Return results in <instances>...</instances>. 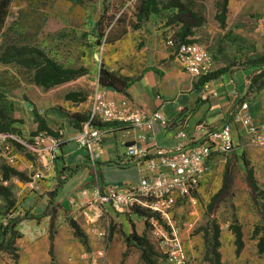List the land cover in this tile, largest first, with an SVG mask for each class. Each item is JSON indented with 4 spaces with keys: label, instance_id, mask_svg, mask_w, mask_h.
<instances>
[{
    "label": "crops",
    "instance_id": "0c3cea01",
    "mask_svg": "<svg viewBox=\"0 0 264 264\" xmlns=\"http://www.w3.org/2000/svg\"><path fill=\"white\" fill-rule=\"evenodd\" d=\"M147 44L149 46L146 48V62L139 68L126 94L102 89L107 100L119 101L126 98L133 105L144 108L148 114L157 112L161 120L154 121L150 129L130 125H100L104 132L101 145L98 147L93 144L91 149L87 150L79 148L73 141L85 121L83 120L79 122L78 127L72 126L69 131H64L53 174L38 182H31L30 179L31 156L22 146L12 143L17 155L16 163L7 166L0 161V208L7 209V213L27 211L34 216L42 214L48 206L46 194L53 188L56 170L81 163L86 160L87 155L90 162L88 168L78 172L62 186L54 201L56 206L50 207L49 215L39 219L22 220L14 226V231L20 235L14 240L15 255L7 249H0V264H91L94 255L102 249H105L106 264H120L122 260L128 262L129 258H132V264H144L138 246L128 237L134 231L138 236L146 234L153 242L150 231L145 230L146 217L136 211L128 215L117 214L108 205L101 204L97 195L98 187L107 192L110 189L120 190L137 186L142 168L135 164L122 166L123 160L126 159L127 147L134 146L145 150L148 157H153L159 149L171 148L178 143L186 144L185 140L177 137L179 130L186 135L199 136L196 132L197 126L218 127L226 122L231 110L232 114H246L251 124L264 135V89L255 92V88L251 86L252 68L241 70L229 67L220 70L212 66L207 77L193 78L181 70L165 44L159 45V48L155 44L151 47L150 41ZM237 99L246 102L245 110L239 109L240 102L234 106ZM164 120L168 121V125L162 124ZM4 125L5 129L0 130V133H10L28 141V133L33 131L35 123L27 117L24 130H20V122H9L2 126ZM11 129L18 131L22 136L16 134L17 132L14 134L7 131ZM231 129L232 138L236 142V135H240L241 145L238 144L225 153V169L229 155H235L237 159L240 156L245 157L258 195L253 199L246 181L240 178L245 174V165L240 159L235 165L238 174L233 179L232 193L225 202L228 200L237 208V212L242 210L244 215L239 213L236 226H231L230 221L225 222V264H263L264 146L252 144L246 134V128L240 123H232ZM219 156L221 155L216 157ZM222 178L223 176L220 178V185ZM3 194L8 196V201ZM179 201L177 197L174 198L170 216ZM53 211L55 230L51 237L49 226ZM144 213L148 216V213ZM69 220L78 226L81 236L75 235L68 224ZM172 223L175 225V221L172 220ZM188 231L179 230V234L193 259L191 240L196 241L201 237L205 241L210 233L199 230L205 231V234L195 232L191 235ZM190 236L192 239H189ZM218 238L219 230H215V248L219 245ZM206 246L208 248V244ZM215 248L211 264H222ZM159 263L160 258L157 256L156 264Z\"/></svg>",
    "mask_w": 264,
    "mask_h": 264
},
{
    "label": "rangeland",
    "instance_id": "374dc122",
    "mask_svg": "<svg viewBox=\"0 0 264 264\" xmlns=\"http://www.w3.org/2000/svg\"><path fill=\"white\" fill-rule=\"evenodd\" d=\"M145 1L12 0L5 23L10 29L2 44L41 49L61 67L85 73L72 80H59L51 86L40 87L32 84L34 71L15 64L0 65V110L4 119L15 124L20 122V130H24L27 117L30 118L35 126L28 136L35 132L57 135L60 131L63 134L72 126L78 127L90 113V96L98 85L96 72L98 79L101 67L120 77L134 79L146 62L147 43L150 41L151 47L155 44L159 48L164 45L167 35L176 32L178 27L169 23L179 13L168 9L171 1L181 4L185 14L188 10L201 19L190 39L207 49L214 68L244 70L246 65L264 57V0H154L156 13L143 21L139 17V7ZM252 70L253 75L258 71ZM14 116L16 119L13 120ZM7 131L22 136L14 129ZM236 137L233 147L241 145L240 135ZM218 155L221 156L216 157ZM240 159L245 161V157L237 159L232 154L226 159L227 165L235 168V176L238 174L235 165ZM207 170L192 196L194 202L178 198L180 201L171 218L178 230H189L188 234L199 230L210 233L205 241L201 237L191 240L193 259L184 244L186 255L193 264H211L215 230H219V245L215 250L220 262L225 264V222L230 221L231 226H236L239 213L244 215V212H237L228 200L210 205L222 185L219 181L225 170V154L212 152ZM240 178L245 181V174ZM46 195L49 199V193ZM16 212L26 218L34 216L27 211ZM6 213L7 209L0 208L3 227ZM148 215L149 218L144 220L147 230L153 229L151 218L159 226L168 227L157 215ZM54 218L52 227L51 222L49 226L51 237L55 230ZM201 232L200 235L205 234V231ZM131 259L128 262L122 260L120 264H132Z\"/></svg>",
    "mask_w": 264,
    "mask_h": 264
},
{
    "label": "built area",
    "instance_id": "2783aa9c",
    "mask_svg": "<svg viewBox=\"0 0 264 264\" xmlns=\"http://www.w3.org/2000/svg\"><path fill=\"white\" fill-rule=\"evenodd\" d=\"M165 45L172 48V54L184 73L193 78L207 77L211 73L210 54L201 44L186 42L175 45L167 38ZM90 104V113L73 138L81 149H91L93 144L98 147L101 145L104 132L100 125H130L150 129L154 121L161 120L157 112L148 114L144 108L133 105L126 98L119 101L107 100L105 91L98 85L90 96ZM246 108V102L239 106L240 110ZM232 123H240L246 128V134L252 144L264 146L262 132L251 124L246 114L239 115V112H236L218 127L197 126L196 132L199 136L186 135L179 130L177 137L185 140L186 144L178 143L171 148L159 149L153 157H148L145 150L128 146L122 166L135 164L142 168L137 186L120 190L110 189L103 194H100L99 187L97 188L100 203L108 205L113 212L127 215L133 211H144L157 215L167 224L168 227L163 228L151 218L153 229L150 230V236L160 258L159 264H193L186 255L179 230L172 223L170 211L173 200L177 197L194 202L192 196L207 171L211 153L225 154L233 148ZM162 124L166 126L168 121L164 120ZM12 143L22 146L31 156L30 179L31 182H38L53 174L58 151L63 143V134L60 131L57 135L35 132L26 141L10 133H0V161L7 166L17 161ZM16 216V211H9L6 218L12 219ZM105 260V249H102L94 255L91 264H106Z\"/></svg>",
    "mask_w": 264,
    "mask_h": 264
},
{
    "label": "trees",
    "instance_id": "16d2710c",
    "mask_svg": "<svg viewBox=\"0 0 264 264\" xmlns=\"http://www.w3.org/2000/svg\"><path fill=\"white\" fill-rule=\"evenodd\" d=\"M11 2L12 0H0V65L15 64L25 69L34 71L35 73L33 74L32 84L40 87L51 86L59 80H72L85 73L83 70H74L61 67L55 61L46 56V54L41 49L33 47L18 48L16 45L5 43L2 44V40H4L6 32L10 29L6 27L5 23L9 14V7L11 5ZM168 9L179 13V15H176L175 17L173 16V22L169 23L174 24L178 28L172 35H167L165 37L164 44L167 38H170L175 45L186 42H195L194 40L189 38L193 35L192 31L199 25L201 19L191 12H188V10L187 14H185L182 10L181 4L175 1L170 2V7ZM155 13L156 10L154 6V0H147L143 2L139 7V17L143 21H146L151 15H154ZM167 48L172 53V48ZM250 68L258 69V71L251 77L250 84L255 88V92H259L260 90L264 89V57L260 58L258 61L251 62L250 64L246 65L245 70ZM146 70L147 68L144 69V71ZM134 80L135 79L120 77L117 74L101 67L99 69L97 83L100 88L110 89L112 91L125 95L127 89L134 82ZM239 102L242 103L237 99L234 106ZM1 111L2 109L0 110V130L2 131L3 129H5V125L4 127L2 125H7L11 121L4 119ZM232 113L233 110H231V114ZM83 120L84 119H82L81 121ZM242 161L245 165V181L250 190L251 197L254 199L255 196L258 195L256 194L257 187L255 185L251 170L247 169V162L244 161V159H242ZM89 162L90 157L87 155L85 161L78 164L65 166L62 169L56 171L54 185L52 190L49 192L48 206L42 214L31 216L30 218H26L23 215L16 216L12 219L3 217L6 222L4 224V227L2 226V224H0V235L2 237L0 249H7L15 255L16 250L14 248V240L19 238L20 235L19 233L14 231V226L24 219H39L43 216L49 215V209L51 206H53L55 198L60 192L62 186L78 172L85 168H88ZM234 176L235 168L227 165L223 173L222 185L218 192L212 197L210 205H212L213 203L219 204L231 195ZM99 193L103 194V190L101 187L99 188ZM3 195L4 198L8 201V196L6 194ZM136 212L139 215L146 217L147 219L149 218V215L147 216V214H145L144 212ZM53 218L54 216L51 214V227ZM69 223L70 226L74 229L75 235L81 236L78 226L73 221H70ZM146 225L147 222L145 223V230L148 232V230L146 229ZM128 239L132 240L138 246L141 252L140 258L144 264H156V257L158 256V252L156 251L154 243L146 237V234H144L143 236H138L134 231H132Z\"/></svg>",
    "mask_w": 264,
    "mask_h": 264
}]
</instances>
